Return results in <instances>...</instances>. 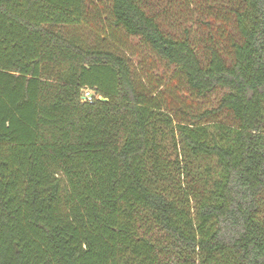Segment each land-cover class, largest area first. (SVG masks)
<instances>
[{"label": "trees", "instance_id": "trees-1", "mask_svg": "<svg viewBox=\"0 0 264 264\" xmlns=\"http://www.w3.org/2000/svg\"><path fill=\"white\" fill-rule=\"evenodd\" d=\"M0 264H264V0H0Z\"/></svg>", "mask_w": 264, "mask_h": 264}, {"label": "built area", "instance_id": "built-area-1", "mask_svg": "<svg viewBox=\"0 0 264 264\" xmlns=\"http://www.w3.org/2000/svg\"><path fill=\"white\" fill-rule=\"evenodd\" d=\"M83 99L88 101V102H91L92 101V94L90 91H84L83 93Z\"/></svg>", "mask_w": 264, "mask_h": 264}, {"label": "water", "instance_id": "water-1", "mask_svg": "<svg viewBox=\"0 0 264 264\" xmlns=\"http://www.w3.org/2000/svg\"><path fill=\"white\" fill-rule=\"evenodd\" d=\"M99 99H100V100H102V101H106V99H105V98H103V97H100Z\"/></svg>", "mask_w": 264, "mask_h": 264}]
</instances>
